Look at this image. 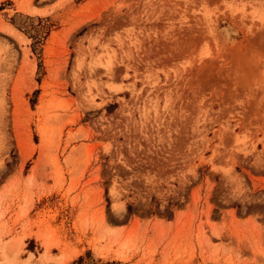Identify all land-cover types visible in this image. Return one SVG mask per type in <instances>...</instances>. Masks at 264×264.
Instances as JSON below:
<instances>
[{
    "label": "rangeland",
    "instance_id": "obj_1",
    "mask_svg": "<svg viewBox=\"0 0 264 264\" xmlns=\"http://www.w3.org/2000/svg\"><path fill=\"white\" fill-rule=\"evenodd\" d=\"M0 264H264V0H0Z\"/></svg>",
    "mask_w": 264,
    "mask_h": 264
},
{
    "label": "bare ground",
    "instance_id": "obj_2",
    "mask_svg": "<svg viewBox=\"0 0 264 264\" xmlns=\"http://www.w3.org/2000/svg\"><path fill=\"white\" fill-rule=\"evenodd\" d=\"M27 5H28V4H27ZM26 7H27V6H26ZM28 8H29V7H28ZM34 10H35V9H34ZM34 10L29 9V12H33ZM36 10H37V8H36ZM36 10H35V11H36ZM25 11H26V10H25ZM27 11H28V10H27ZM5 27H6V26H5ZM5 27H4V26H3V27L1 26V28H5ZM8 28L11 29V30H10V29H9V30L12 31V33L15 34L16 37L21 38V39L24 38V37L22 38V37H21V34H20V33H17L16 30H12L11 27H8ZM226 32H227V33H226L227 36L230 38L231 35H232V32H233V31H232L229 27H227V28H226ZM11 35H12V34H11ZM24 39H25V38H24ZM25 40H26V39H25ZM25 68H26V67H25ZM25 68H24V69H25Z\"/></svg>",
    "mask_w": 264,
    "mask_h": 264
}]
</instances>
